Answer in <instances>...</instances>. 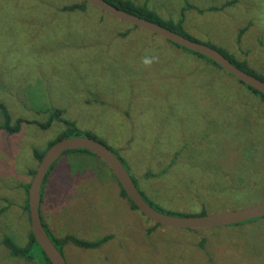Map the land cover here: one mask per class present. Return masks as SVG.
<instances>
[{
    "label": "rangeland",
    "instance_id": "374dc122",
    "mask_svg": "<svg viewBox=\"0 0 264 264\" xmlns=\"http://www.w3.org/2000/svg\"><path fill=\"white\" fill-rule=\"evenodd\" d=\"M131 1L147 2L162 19L175 22L185 9L189 36L226 50L264 77V0H237L212 12L207 9L233 0ZM74 2L79 0H0V104L10 116L45 123L47 109L61 110L81 136L92 131L112 148L138 189L165 211L197 213L204 205L210 215L263 201L264 190H256L238 205L217 204L227 195L221 184L255 176L249 161L240 176L229 174L230 167L243 165L230 159L239 160L241 150L264 157L260 98L201 59L176 64L171 43L152 33L133 27L119 37L132 26L91 5L82 14L60 12ZM146 56L158 60L145 67ZM204 129L218 134L204 137ZM62 131L58 122L46 130L23 124L15 135L0 129V264H31L9 256L1 241L8 235L20 246L28 242L24 186L37 166L32 149L45 148ZM179 149L174 167L158 176ZM56 163L42 209L51 237L113 236L97 250L65 245L66 264H264V220L197 231L156 227L119 196L116 180L98 158L75 152Z\"/></svg>",
    "mask_w": 264,
    "mask_h": 264
},
{
    "label": "trees",
    "instance_id": "16d2710c",
    "mask_svg": "<svg viewBox=\"0 0 264 264\" xmlns=\"http://www.w3.org/2000/svg\"><path fill=\"white\" fill-rule=\"evenodd\" d=\"M105 2L109 3L110 5L114 6L115 8H117L118 10L124 11L128 14H131L135 17L138 18H142L144 20L150 21L156 25H159L167 30L173 31L175 33H178L184 37H187L188 39H191L193 41H197L195 39H193L191 36L188 35V33L184 30L183 27V17H184V12L185 9L181 10V14H180V19L175 22L173 20H164L162 19L159 14H157L154 10H151L148 6V3L145 2L143 4H136L135 2L131 1V0H104ZM237 0H233L232 2H227L226 4H224L222 7L220 8H215V7H210L207 9L208 12H212V11H221L222 9H224V7H227L229 5H231L232 3H235ZM89 8V4H87L85 1L83 0H79V2H74L70 5L67 6H63L60 8V12H68V13H84L85 10ZM186 7L188 9H194L196 10L198 13H202L204 12L203 10H200L196 7H193L192 5L187 4ZM90 10H92L91 8H89ZM131 30L129 32H124L123 34H121L119 37L122 38H126L130 32L133 30V27H130ZM242 31H240L239 34H241ZM239 38V36H238ZM198 42V41H197ZM170 43V42H169ZM214 49H216L217 51H219L224 57H226L230 62H232L237 68L243 70L244 72L264 81V77L260 76L259 74H257L253 69L249 68V66L243 62V61H237L232 55H230L226 50L219 48L217 46H214L210 43H204ZM174 51H175V58H176V64H181L182 66L185 65L184 64V59H187L186 61H190L191 59H195L198 58L199 60L201 59L202 61L206 62L208 65L212 66L213 68L220 70L221 69L215 65L213 62L207 60L206 58L194 54L184 48H181L179 46H176L174 44L171 43L168 44ZM157 48V47H155ZM178 49H183L184 52H187L189 54H191L192 56H190L189 54H185L183 52H181ZM172 52L169 53V60H170V56H171ZM195 56V57H194ZM165 57V56H164ZM182 58V60H181ZM165 59V58H164ZM170 64V62H169ZM187 66V65H185ZM223 71V70H222ZM237 81V80H236ZM238 82V81H237ZM208 86H209V82ZM238 84L242 85L245 87V89L250 93L253 94L255 96H257L258 98H260V100L264 103V96L261 95L260 93L252 90L251 88L245 86L244 84L238 82ZM212 86V85H211ZM212 89V87H211ZM204 91H208L207 87L205 86V90ZM210 94V93H209ZM220 96L222 94H219ZM216 96V95H215ZM218 96V95H217ZM219 98V97H218ZM247 102H249L248 99H245ZM221 101L224 103L225 101H228V105L231 103L232 99H221ZM244 108H240L239 107V112L238 114H243ZM234 111V110H233ZM47 114V119L45 123H39V122H30V121H26V120H22V119H13L10 116V113L8 112V109L6 108L5 105L0 104V129L2 131H4L7 135H15L17 133H19L22 129L23 124H34L36 126H38L40 129L42 130H46L48 129L53 122H58V123H62L64 125V131H62L54 140H52L51 142L48 143V145L43 148V149H38V148H33L32 149V156L33 158L36 160L37 162V166L38 163L41 161L42 157L44 156L45 152L56 142L65 139V138H70V137H76V136H81L80 132L78 131V129L75 127V125L70 122L67 121L66 119L63 118V112L61 110L58 109H47L46 111ZM243 119L245 121L248 120V116L247 113L244 112V116ZM222 127V125L220 126ZM240 127V126H239ZM204 137L211 135L216 137L218 134V131H216L214 129L213 133H210L207 129H204ZM94 132L92 131H87V133L85 134L86 137H88L89 139L95 140L101 144H103L104 146H106L121 162L122 164L125 166V168L128 171V168L126 167L124 161L122 160V158H120V156L109 146H107L104 142H102L101 140H99L94 134ZM195 141V140H194ZM190 145L191 148L195 147V143L192 141H190ZM195 144V145H194ZM200 147H202V145H200ZM183 149V148H182ZM182 149H179L178 151L175 152V154L173 155L172 159L170 160V163L168 166H166L160 174H158V176H162V175H166L168 174L170 168L174 167V164L176 162V159L178 158L180 151H183ZM203 149H200L203 152ZM250 149V148H249ZM75 152H81V153H85L88 155L93 156L91 153L84 151V150H78V151H68L65 152L63 155L68 154V153H75ZM124 153V152H122ZM240 153L244 154V155H240L239 156V160L234 161L232 160V158L230 159L229 162H235V164L237 165V163H241L243 164L242 166H233L229 168V174L231 175H241V173L243 174V166H246V161L250 162V166L255 167L252 174H255L254 177H252V179H250V181H246L244 180V182L242 181H238L236 179H234L232 182H230V184L228 186L221 184V186H225V188L221 187L220 191H227V195L225 197V200H218L217 204H228V205H238L239 202H241L243 199H249L254 192H256V190L259 191H263L264 190V186L262 181L264 180V164L262 165V163L264 162V157L261 154L260 156H256L254 155V158L249 157L251 151H249L248 153H246L248 156H245V152L244 151H240ZM62 155V156H63ZM124 155V154H123ZM95 157V156H93ZM202 157L204 158L205 155H202ZM221 157H223V155H221ZM220 157V158H221ZM257 158H261L263 159L262 162L257 161ZM223 160V159H222ZM254 160V161H253ZM57 163H54L53 166L49 169V171L46 174L45 180L42 184V189H41V197H40V209H39V213H40V218H41V222L42 225L46 231V233L48 234L49 238L51 239V241L54 243V245L56 246V248L59 250V252L62 254V248L67 245V244H72L75 247H78L80 249H84V250H97L99 248H101L102 246H104L105 244H107L108 242L113 240V236L112 235H108V236H104L101 239L95 240V241H86V240H81L76 238L75 236L72 235H67L62 239H55L52 238L47 226H46V221L44 222V216L42 213V209H43V205L46 203L45 201L48 200L47 198V193H48V182H49V178L52 175V172L54 170V167ZM36 167H34L33 169L28 171L29 176L33 177V175L36 172ZM223 168V167H222ZM227 171H223V175L226 173ZM222 175V176H223ZM257 175V176H256ZM113 176V175H112ZM145 176L149 177L151 176L150 173H147ZM219 178H221V175H218ZM115 179V178H114ZM31 181V180H30ZM117 182V181H116ZM135 186L136 182L134 181ZM118 184V183H117ZM30 182L28 184H26L24 186V191H25V204H24V210L28 215V220H29V224H30V219H29V212H28V204H27V191L29 188ZM119 186V196L122 199H125L128 203L129 206L132 210H137V208L132 204V202H130V200L127 198L125 192L122 190V188ZM262 189H261V188ZM138 189V187H137ZM139 193L141 194V196L146 200V202L152 206L155 210L167 214V215H171V216H177V217H202L205 216L207 214V206H201V210L199 212H194V213H188V212H169V211H165L164 209L161 208V206H159L157 203H153L152 200H149L146 196L145 193L141 192L138 189ZM227 199V200H226ZM233 201L231 203V201ZM257 204V203H256ZM5 211V209L0 210V215ZM264 220V218L262 219H257V220H252V221H248L239 225H233L231 227H238V226H242L244 224H248V223H254L256 221H262ZM156 227H158L159 225L155 224ZM190 231H197V230H190ZM29 239L28 242L26 243L25 246H20L18 245L15 240L8 236L5 235L1 241L2 246L8 251L9 256L22 260L25 263H31V264H51L49 262V260L47 259V257L45 256V254L42 252V250L40 249V247L37 245V243L35 242L31 231H29V235H28ZM202 246V245H201Z\"/></svg>",
    "mask_w": 264,
    "mask_h": 264
},
{
    "label": "water",
    "instance_id": "95a60500",
    "mask_svg": "<svg viewBox=\"0 0 264 264\" xmlns=\"http://www.w3.org/2000/svg\"><path fill=\"white\" fill-rule=\"evenodd\" d=\"M83 1L127 25L145 30L167 42L206 58L238 82L264 96V81L237 68L216 49L204 43L188 39L150 21L118 10L104 0ZM78 150L87 151L103 162L130 202L145 218L154 224L175 229L200 230L239 225L264 218V200L245 208L228 210L202 217H177L161 213L150 206L141 196L125 166L106 146L86 136L65 138L53 144L45 152L38 163L27 191L30 231L35 242L51 264H66V262L63 255L49 238L41 222L39 209L42 184L49 169L65 152Z\"/></svg>",
    "mask_w": 264,
    "mask_h": 264
},
{
    "label": "clouds",
    "instance_id": "9594fccd",
    "mask_svg": "<svg viewBox=\"0 0 264 264\" xmlns=\"http://www.w3.org/2000/svg\"><path fill=\"white\" fill-rule=\"evenodd\" d=\"M158 57H151V56H146L142 59L141 63L145 67H150L153 63L157 62Z\"/></svg>",
    "mask_w": 264,
    "mask_h": 264
}]
</instances>
